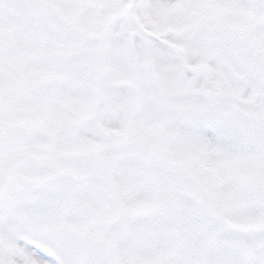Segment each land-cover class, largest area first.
Listing matches in <instances>:
<instances>
[{
	"label": "rangeland",
	"instance_id": "1",
	"mask_svg": "<svg viewBox=\"0 0 264 264\" xmlns=\"http://www.w3.org/2000/svg\"><path fill=\"white\" fill-rule=\"evenodd\" d=\"M200 3L205 8L197 29L214 24L207 22V16L224 18L227 12L236 10L235 0H200ZM234 18L228 17L237 21ZM185 21L186 18L177 22ZM255 30L252 40L256 48L249 68L255 82L249 85V90L244 85L245 76L235 73L233 60L223 64L236 81L226 84L222 93L219 92L222 69L217 77L208 73L197 81L193 73L187 72L196 61L193 54L182 45H172L171 54L157 51L154 42L160 37L148 28L142 29L144 46L130 45L123 50L87 45L74 81L61 84L56 78L48 80L47 87L52 91L44 107L18 101L21 81L0 84V135L7 146V159L0 151V225L10 223L11 228L22 231L25 222H31L35 232L32 235L41 237L54 257L64 256L61 260L65 264H264V229L241 227L247 223L264 225V195L258 196L253 190L257 185L261 187V182L255 180L253 170L245 177L231 178L224 189L216 157L220 141L217 115L208 117L203 125L200 123L199 137L204 149L195 158L189 153V158L182 155L175 160L170 151L174 136L180 134L172 131L177 99L168 92L174 88L190 90L196 85L197 97L215 113L223 108L241 109L247 116H255L257 124L264 127V65L259 59L264 53V33H259V26ZM236 82H243L239 89L232 85ZM235 89L240 96L222 106L220 101L231 100ZM183 103L194 106L196 100L187 99ZM50 113L55 114L54 122ZM72 121L79 128L72 130ZM83 136L92 137V146L74 147L83 142ZM127 137V142H119ZM180 150L183 149L176 151ZM142 164L151 165L159 185L150 184L156 180L143 172ZM62 170V177L44 181L51 172ZM112 171H117V178L127 181L131 192H138L140 199H147L153 188L152 196L156 199L137 209L114 210L99 231L79 232L73 244H68L66 240L75 230L65 223L63 198L75 202L73 210L80 208L77 201L87 196L80 186L105 178ZM139 175L142 178L134 182ZM73 185L77 187L71 190ZM65 188L70 191L65 193ZM242 195L243 203L234 208L229 201ZM38 198L42 205L37 209L41 210L27 217L24 210ZM251 204L254 207L259 204L261 208L247 214L246 207ZM33 206L35 209L37 205ZM242 206L245 210L240 209ZM45 211L52 212L54 218L48 212L50 220L58 219L48 228L51 234L37 233L41 225L48 224ZM111 232L116 233V239L108 248L105 240ZM6 240L7 237H0V243Z\"/></svg>",
	"mask_w": 264,
	"mask_h": 264
},
{
	"label": "snow or ice",
	"instance_id": "2",
	"mask_svg": "<svg viewBox=\"0 0 264 264\" xmlns=\"http://www.w3.org/2000/svg\"><path fill=\"white\" fill-rule=\"evenodd\" d=\"M204 8L200 0H0V84L21 81L18 101L44 107L52 91L48 80L71 83L87 45L144 46L143 28L160 37L154 43L164 54L182 45L220 62L233 59L232 48L216 39L214 26L197 29ZM184 18V24L177 22ZM260 61L264 65V53ZM50 119L55 121L54 113ZM0 151L7 159L2 135ZM16 243L36 264H58L41 237L21 233Z\"/></svg>",
	"mask_w": 264,
	"mask_h": 264
},
{
	"label": "bare ground",
	"instance_id": "3",
	"mask_svg": "<svg viewBox=\"0 0 264 264\" xmlns=\"http://www.w3.org/2000/svg\"><path fill=\"white\" fill-rule=\"evenodd\" d=\"M235 1L236 10L227 12L224 18L220 17L215 19L214 15H210V17L207 16V22H214L212 26H214L217 30L216 39L221 44L230 46L232 48L234 58L231 60H233L232 64L235 68L234 71L236 74H242L245 76L246 81L244 82V85L245 88L249 90V85L251 87L255 82V78L251 76L253 72L251 69H249L253 64L251 62L253 59V49L256 48V43L252 40V37L256 32L255 29L257 26L260 27L259 33H264V20L260 22V19L264 18V2H262V0ZM230 16L236 17L234 19H237L238 22L236 20H229L228 17ZM191 53L196 58V61L187 68V72H189V74L193 73L194 78L197 81H201V78H203V76L207 75L208 73H210L212 77H217L219 69H222V73L220 75L221 85L219 92H223V88L226 84H231L236 81L234 75L229 73V71H225L226 67L223 62H217V59L214 55L201 56L195 52ZM206 68L209 70V72H207ZM196 70L199 71V74L195 73ZM82 74L84 75L82 72L80 73V77H78L79 81L82 79ZM74 80L75 78L73 81ZM242 84L243 82H236V84L232 85L239 89ZM195 86L196 85L190 88V90L184 88H174L168 92L169 96L177 99L175 101L177 103H174L176 106V112L174 121L175 124L172 123V131L176 130L180 132V134L174 136L173 143L170 146L171 156L175 160H178L182 155L189 158V153H192V157L195 158L196 155L202 151V149H204V143L201 140V137H199V133L202 129L200 123L203 125L207 121L208 117H214L213 115L216 114L220 123V127L218 129V134L220 137L219 151L216 154V157L220 165V174L224 179V189L228 188V181H230L231 178L236 179L239 177H245L244 175L255 170V180L261 182V187L257 185V187H253V190L258 196H260V193L264 195V127H262L261 124H257L255 116H247L241 109L230 111L227 108H223L215 113V110L212 107L205 105L204 102L197 97L198 92L196 88H194ZM237 89L234 90L231 100L222 99L220 101L222 106H227V102L233 103L234 99L240 96V92ZM187 99L190 101L196 100L194 106H191V104V107L189 105H184L183 101ZM249 100L251 101V94L249 95L248 101ZM261 103L262 102H260V104ZM70 124L72 130L79 128L77 123L74 121H72ZM86 124L87 123H85V125ZM190 124L192 127H190ZM76 138L77 136H75L74 140H72L73 143L75 142ZM83 138L87 140L83 139L81 144H76L73 146H76L77 148H82L83 146L86 148L91 147L92 142L90 138L92 137L83 136ZM97 144H99V142H97ZM192 145L194 146L193 150ZM177 149L183 150H180V153L176 151ZM202 153L204 154V151ZM191 160L192 158L190 157L189 161ZM141 167L144 173H149L151 178L156 180L155 182L152 181L150 184L153 185L154 183H157L159 185L158 178H156L153 174L155 171L151 165L142 164ZM137 170H139L138 166ZM188 172L192 177H194V174L191 171ZM240 174L243 176H240ZM127 175L128 179L130 180L132 176V170L129 169L127 171ZM141 178L142 177L140 175L139 177L136 176L133 181L138 182ZM146 178L150 181L149 177L146 176ZM106 181L110 186V196H108L109 186L105 187ZM76 187L77 186L73 185L70 188L72 190ZM80 187L82 192L87 194V196L80 197L81 201H77L81 203L80 208H74L73 210L72 204L74 205L75 202L71 201L70 198H63L66 215L65 223L67 222L68 227L75 230V232H70L69 238L66 240L68 244H73L72 242L79 232L86 231L87 233H94L99 231L108 215L114 210L122 208L127 210L137 209L138 207L147 205L151 200L156 199L152 196V194L154 195L155 193L154 188L151 195L148 197V194L144 195L147 197V199H140L138 192H131L130 185L127 181L124 179L120 180L119 177L117 178V171H112V173L107 175L105 178L101 177L98 178V180L88 181ZM102 188H105V190H102ZM69 191L70 190H68V188L64 189L65 193ZM107 192L108 194H106ZM127 192H129V194L127 198H125ZM104 195H107L108 197ZM38 199L31 201L29 206L26 207V210H24V213L27 217H31L34 212L41 210V208L37 209V207L42 205L41 198ZM243 200L244 195L229 202L230 204H233V207L235 208L236 205L238 206L241 202L243 203ZM125 204H127L128 207L125 208ZM33 205H37L35 206V209L33 208ZM257 207L261 208L259 204H256L255 207L253 204L247 206L246 213H251V211ZM240 209L245 210L243 206L240 207ZM48 212L52 215L50 217L54 218L52 212ZM48 212L45 211L43 213L45 219L48 221V224H46L47 226L41 225V230H38L37 233L46 232V234H51V232L48 231V228L58 219L56 217L55 220H50ZM6 221L8 222L9 220ZM25 225L26 226H24V230L22 231L11 228L10 223L7 225H0V237H7L5 243H0V257H5L3 260L0 259V264H36V261L24 253L23 249H21L16 243L17 234L23 233L32 235L35 233L31 228V222L27 223L26 221ZM56 225L57 224H55V230L57 229ZM60 227L58 230H60ZM241 227H257L258 229H264V225L258 226L257 224L252 223L244 224ZM42 246L45 245L43 244ZM8 255L10 256L9 262H7ZM55 258L57 259L58 264H65L66 262H62L61 260L64 258V256L59 255ZM60 261L62 263H60Z\"/></svg>",
	"mask_w": 264,
	"mask_h": 264
},
{
	"label": "water",
	"instance_id": "4",
	"mask_svg": "<svg viewBox=\"0 0 264 264\" xmlns=\"http://www.w3.org/2000/svg\"><path fill=\"white\" fill-rule=\"evenodd\" d=\"M59 175H61V173L51 174V175L47 176L46 179H49V178H52V177H56V176H59ZM114 240H115V233L112 232L110 234V236L106 239V245L108 247H111L113 245V243H114Z\"/></svg>",
	"mask_w": 264,
	"mask_h": 264
}]
</instances>
